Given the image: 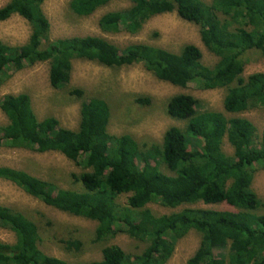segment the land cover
<instances>
[{"label":"trees","instance_id":"16d2710c","mask_svg":"<svg viewBox=\"0 0 264 264\" xmlns=\"http://www.w3.org/2000/svg\"><path fill=\"white\" fill-rule=\"evenodd\" d=\"M43 1L9 0L0 8V21L17 15L30 26V35L21 46L0 40V86L11 70L41 62L49 64L48 79L54 89L68 85L74 60L112 69L140 64L173 86L225 89L226 113L264 108V72L242 75L249 53L264 58V0H125L128 8L109 11L98 19L103 33L136 34L152 17L176 12L182 20L199 26L203 46L217 57L213 66L204 65L201 51L191 44L173 53L142 43L119 49L96 36L50 40ZM111 1L70 0L69 9L76 16L88 17ZM69 94L83 97L81 89ZM134 100L140 105L150 103L148 97ZM165 108L170 118L185 121L186 126L170 127L160 145L147 147L130 135L108 133L110 110L102 98L82 101L78 128L69 130L55 117L38 120L28 94L3 96L0 110L7 123L0 126V147L58 152L84 171L72 176L81 191L56 189L23 170L4 166H0V180L49 207L95 221L94 243L124 233L146 246L140 254L131 255L109 245L102 248L99 261L68 263L40 251L34 221L0 205V227L15 237L13 244L0 242V264H166L176 242L191 230L200 240L187 264H264V212L259 211L262 202L251 189L257 170H264V130L258 136L244 117L202 110L200 101L188 94L171 96ZM224 138L232 155L222 149ZM123 194H130L125 206L116 201ZM150 203L165 208L225 204L235 210L183 208L157 216L146 207ZM59 243L66 251H78L83 245L78 239H60Z\"/></svg>","mask_w":264,"mask_h":264},{"label":"rangeland","instance_id":"374dc122","mask_svg":"<svg viewBox=\"0 0 264 264\" xmlns=\"http://www.w3.org/2000/svg\"><path fill=\"white\" fill-rule=\"evenodd\" d=\"M9 0H0V8ZM70 0H44L42 11L50 24V40L96 36L106 39L119 49L132 44H148L179 53L187 44L196 46L202 53V63L213 66L217 57L206 50L200 40L199 26L184 21L176 12L157 15L146 21L136 34L119 32L103 33L97 25L101 15L114 10L125 9L130 3L125 0H112L88 17L74 15L69 9ZM210 3L211 0H202ZM30 35V26L21 17L13 15L0 21V40L9 46L23 45ZM248 63L243 72L246 78L250 74L264 72V58L258 53L248 54ZM49 64L41 62L25 66L21 70L9 72L10 77L0 86V100L5 95L28 94L31 107L38 120L55 117L59 125L69 130H76L80 121V105L91 97L106 101L110 110L107 131L111 135H130L140 145L149 147L160 145L163 135L170 127L184 129L185 121L170 118L166 113L167 100L176 94H188L200 101L202 110L222 113L226 117H244L256 128L258 136L264 130V108H253L238 114L226 113L223 100L226 90H200L194 84L186 88L173 86L155 78L142 65L134 64L117 69L107 68L95 62L74 60L68 85L54 89L48 79ZM73 89H81L83 97L78 99L69 94ZM148 97V105H140L134 98ZM7 123L0 110V126ZM223 151L232 155L233 149L224 138ZM0 166L23 170L30 175L54 185L56 189L81 191L72 183V176L84 171L74 162L58 152L37 153L34 151L0 147ZM251 189L262 202L260 212H264V170L258 169L251 183ZM130 194L120 195L116 201L121 206L127 205ZM0 205L11 207L34 221L39 235V249L42 253L68 263L99 261L101 250L105 246L115 245L125 253L140 254L146 244L134 240L124 233L113 239L94 243L96 222L61 212L29 196L10 182L0 180ZM146 207L157 216L168 215L183 208H211L215 210L235 209L225 205H203L202 203L165 208L150 203ZM60 239H78L82 247L76 251L63 249ZM200 236L191 230L180 238L166 264H187V260L198 247ZM0 242L13 244L14 234L0 227ZM215 254L219 251L215 250Z\"/></svg>","mask_w":264,"mask_h":264}]
</instances>
